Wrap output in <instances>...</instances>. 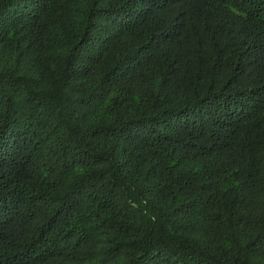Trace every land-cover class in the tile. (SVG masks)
I'll return each instance as SVG.
<instances>
[{"label": "trees", "instance_id": "obj_1", "mask_svg": "<svg viewBox=\"0 0 264 264\" xmlns=\"http://www.w3.org/2000/svg\"><path fill=\"white\" fill-rule=\"evenodd\" d=\"M0 264H264V0H0Z\"/></svg>", "mask_w": 264, "mask_h": 264}]
</instances>
